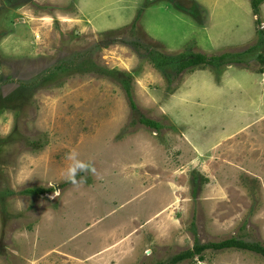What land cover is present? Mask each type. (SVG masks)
I'll return each instance as SVG.
<instances>
[{"label": "rangeland", "instance_id": "rangeland-1", "mask_svg": "<svg viewBox=\"0 0 264 264\" xmlns=\"http://www.w3.org/2000/svg\"><path fill=\"white\" fill-rule=\"evenodd\" d=\"M257 50L264 1L256 13L252 0H0V264H171L232 237L264 246ZM197 53L217 59L180 68ZM73 150L95 168L75 185ZM175 264L264 256L209 247Z\"/></svg>", "mask_w": 264, "mask_h": 264}, {"label": "trees", "instance_id": "trees-1", "mask_svg": "<svg viewBox=\"0 0 264 264\" xmlns=\"http://www.w3.org/2000/svg\"><path fill=\"white\" fill-rule=\"evenodd\" d=\"M264 0H252V6L254 8V10L256 11V13L259 10V6L260 4L263 2ZM247 51H242L241 53H225L221 56L218 57V59H227V58H231L233 61H237V62H241L242 60L244 61L243 56H245ZM254 55H258L259 58H261L260 62L264 63V51L262 53L261 50H257ZM257 56V57H258ZM180 57H182L181 62L179 63L180 68H186L190 65H194L197 64V62H207L208 60L210 62H213L214 60L217 59V57H211L209 59L208 56L204 53H197V54H192V55H180ZM215 62V61H214ZM124 75L126 74L125 72L123 73ZM127 78L129 75H127ZM128 95L130 97V101H131V105L133 107H135L133 98L131 97L130 91L129 89H127ZM142 122L145 123L146 125L150 126V127H158L159 124L157 123V121L152 120L150 118H141ZM27 191L29 193H32L33 195H40L44 192H46L43 188H29L27 189ZM209 247H213L216 249H223V248H241V249H245V250H251L254 251L258 254H261L262 256H264V246L259 244V243H255V242H247L244 241L242 239H238L235 237L232 238H227L225 240L219 241V242H214V243H207V244H203V245H197L195 247V249H189L186 250L182 253H179L177 255H175L172 260H171V264H175L176 262L182 261L184 259H187L188 257L193 256L195 253L209 248Z\"/></svg>", "mask_w": 264, "mask_h": 264}, {"label": "clouds", "instance_id": "clouds-1", "mask_svg": "<svg viewBox=\"0 0 264 264\" xmlns=\"http://www.w3.org/2000/svg\"><path fill=\"white\" fill-rule=\"evenodd\" d=\"M78 155L79 154L75 150H73L72 152L68 153L66 157L68 160L72 161V164L67 169V178L73 185L80 182H86L87 176L95 172V168L89 163L80 161L78 159ZM81 173H83L84 175L81 176L80 181H77L76 178ZM59 193L60 190L56 189V191L52 193L50 199L56 198Z\"/></svg>", "mask_w": 264, "mask_h": 264}]
</instances>
